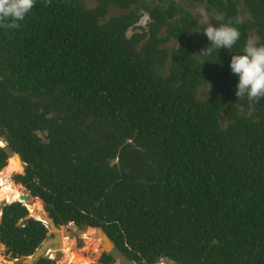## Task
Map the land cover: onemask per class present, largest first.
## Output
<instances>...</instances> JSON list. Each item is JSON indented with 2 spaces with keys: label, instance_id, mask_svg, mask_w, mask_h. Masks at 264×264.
Here are the masks:
<instances>
[{
  "label": "trees",
  "instance_id": "1",
  "mask_svg": "<svg viewBox=\"0 0 264 264\" xmlns=\"http://www.w3.org/2000/svg\"><path fill=\"white\" fill-rule=\"evenodd\" d=\"M161 1L35 0L19 28L0 27V137L23 162L11 175L22 186L5 172L12 166L0 170L8 258L47 235L24 216L31 200L56 225L99 226L140 264L160 255L175 264H264V98L249 115L229 67L248 30L264 45V0H185L200 3L209 24L241 33L232 49L203 56L211 42L195 15ZM109 5L124 10L104 17ZM142 10L144 27L126 35ZM203 83L213 89L197 96ZM68 249L57 248L58 263L94 264ZM98 261L113 260L100 251Z\"/></svg>",
  "mask_w": 264,
  "mask_h": 264
},
{
  "label": "clouds",
  "instance_id": "2",
  "mask_svg": "<svg viewBox=\"0 0 264 264\" xmlns=\"http://www.w3.org/2000/svg\"><path fill=\"white\" fill-rule=\"evenodd\" d=\"M50 2V0H49ZM35 0H0V27L19 28L26 14L34 7ZM241 23L239 19L235 21ZM203 34L211 42V46L202 49L197 56L210 53L212 48L230 50L240 38V31L230 24L219 27L209 24ZM231 72L238 76L236 96L238 99L247 98L249 101L248 114L255 111V105L264 98V45L257 46L254 38H248L242 54L231 56Z\"/></svg>",
  "mask_w": 264,
  "mask_h": 264
},
{
  "label": "rangeland",
  "instance_id": "3",
  "mask_svg": "<svg viewBox=\"0 0 264 264\" xmlns=\"http://www.w3.org/2000/svg\"><path fill=\"white\" fill-rule=\"evenodd\" d=\"M144 1H146L150 5L162 2L161 0H144ZM174 1L178 5H180L181 7L189 9L190 12L195 15L197 22L200 26L206 28L209 25L206 11L204 10L203 6L200 3H197V2L189 3V2H186L185 0H174ZM81 2L83 3V5L85 7L93 6L95 3L94 0H81ZM123 10L124 9H120V8L115 7V6L109 5L106 9L104 17H107L110 14H114V13H117L118 11H123ZM146 20H147V15H146L145 11H143V10L140 11L138 18L133 23V25L126 28L125 34L126 35L129 34V32L131 30L139 31L141 28L144 27V23ZM248 34H249V37L254 38V34L252 33V31L248 30ZM164 44L167 46H170V45H174L175 42H174V40H167V41H165ZM212 89H213V87L211 86V84L203 83V84L197 86L196 95L202 96L204 94H207ZM39 135L41 136V133H39ZM0 140L3 141V139L1 137H0ZM2 169L3 168H0V170H2ZM15 172L16 171H11L9 173V178H10V181L18 184L19 182L13 181L11 178V175ZM3 203H5V202L0 203V206ZM59 226L62 227V231H64L65 236H67L68 239H70V241H71L70 246L64 245V246H62V248L67 247L70 249L71 253L73 254V257L75 255L73 260L76 258V256H82V257L84 256V257H90L94 264H102L100 261H98V255L101 251V247L99 246L98 251H94L93 247H91L90 244H86L84 239L79 234L80 231L82 229H84V227H86V226L77 227L72 222H70V223L66 222L63 224H59ZM77 228H79V229H77ZM49 256H52L51 252L49 253ZM55 258H53L54 264H72V262H73V261H71V262L65 261V262L58 263L57 256ZM7 259H8L7 253L3 252V247L0 245V262L8 264ZM18 261L20 262V259H18ZM110 264H117V263L115 261H112Z\"/></svg>",
  "mask_w": 264,
  "mask_h": 264
},
{
  "label": "water",
  "instance_id": "4",
  "mask_svg": "<svg viewBox=\"0 0 264 264\" xmlns=\"http://www.w3.org/2000/svg\"><path fill=\"white\" fill-rule=\"evenodd\" d=\"M0 147L4 150L6 156L8 154H12L14 156V158L20 163V168L16 172H22L23 162L20 160L19 155L16 152L12 151L7 146L4 140L2 141V144H0ZM22 203L24 204V202ZM42 211L43 213L40 215L41 217L39 220L43 222L44 226L46 227L47 235H45L39 241V243L34 247L31 253L27 255H23L21 258H16V257L8 258L7 259L8 264L19 262L18 259H20V262H19L20 264H31L32 261H34L37 257L42 256V255H46L48 257H53V258L57 256L58 250L56 247L60 243V232L58 231L59 225L54 224L52 219L48 216V214L43 208H42ZM24 216L27 217L29 215L25 214ZM92 227L94 228L96 234L98 235L101 251L107 253L112 258L113 261H115L117 264H140V263L133 261L127 255L123 254L114 245L112 240L106 235V233L99 226H92ZM51 249H52L53 256L48 255L50 253L48 251ZM153 264H175V262L168 259L165 255H160L158 261L154 262Z\"/></svg>",
  "mask_w": 264,
  "mask_h": 264
},
{
  "label": "bare ground",
  "instance_id": "5",
  "mask_svg": "<svg viewBox=\"0 0 264 264\" xmlns=\"http://www.w3.org/2000/svg\"><path fill=\"white\" fill-rule=\"evenodd\" d=\"M0 144H2V140H0ZM6 166H3V167H1V168H7V166L9 167V166H12V169H5V172H8V173H10L11 171H17L19 168H20V163L14 158V156L12 155V154H8L7 156H6ZM21 186V185H20ZM32 197L30 194H29V192H27V191H24V195H23V198H27V197ZM25 205V204H24ZM26 206V208H27V215H29V216H33V217H35V215L33 214V213H37L39 216L38 217H35V218H38V219H40V215L43 213L42 212V208H40L38 211H36L35 209H33L32 207H31V200H30V203H29V207L27 206V205H25ZM67 223H70V222H67ZM88 230H93V231H95L94 230V228L92 227V226H86V227H84V229H82L81 231H88ZM58 231L60 232V233H63V231H61V230H59L58 229ZM93 233H95V237L96 238H94V235H91L90 234V236H87V237H84V236H81L82 238H85V239H90V240H93V241H97V242H99V238H98V235L96 234V232H93ZM68 239V237L67 238H65V239H62L61 241H60V243L58 244V246L56 247V248H58V249H60V247H62V246H64V242H65V240H67ZM99 246H100V244H99ZM68 251H69V249H68ZM48 252H51V254H52V256H53V253H52V249L51 250H49ZM49 255V254H48ZM56 259V258H55ZM59 260V259H58Z\"/></svg>",
  "mask_w": 264,
  "mask_h": 264
}]
</instances>
